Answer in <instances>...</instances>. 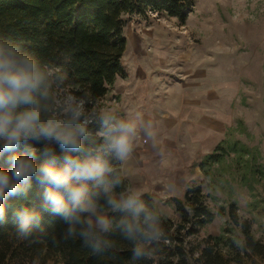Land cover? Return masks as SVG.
Listing matches in <instances>:
<instances>
[{"label": "trees", "instance_id": "1", "mask_svg": "<svg viewBox=\"0 0 264 264\" xmlns=\"http://www.w3.org/2000/svg\"><path fill=\"white\" fill-rule=\"evenodd\" d=\"M192 5L193 0H0V47L38 58L52 114L70 119L63 98L69 95L80 106L81 122L89 130L85 145L96 148L103 144L100 121L109 117L100 111L101 99L117 76L126 73L123 55L128 17L154 12L176 16L184 23ZM219 155L211 151L206 159L213 163ZM108 158L110 164H119ZM205 165L204 160L200 164L203 171ZM115 172L122 181L117 190L122 191L126 184L120 168ZM205 172L212 175L211 170ZM42 192L43 187L33 182L26 201L19 197L7 201L6 222L0 225V264H264V239L254 236L249 220L241 223L243 236L233 235L234 222H238L234 204L230 205L231 224L219 234L201 235L203 227L226 211L225 206L218 211L210 206L200 183L188 185L182 197H171L177 218L163 213L152 194H139L149 213L147 223L141 220V228L147 231L151 224L158 235L139 242L147 255L135 261L132 243L118 230L107 237L111 246L100 252L84 245L78 236H67L68 225L44 210ZM21 203L41 216L26 238L18 235L19 221L13 216ZM111 215L116 221L120 218Z\"/></svg>", "mask_w": 264, "mask_h": 264}, {"label": "rangeland", "instance_id": "2", "mask_svg": "<svg viewBox=\"0 0 264 264\" xmlns=\"http://www.w3.org/2000/svg\"><path fill=\"white\" fill-rule=\"evenodd\" d=\"M125 34L126 73L117 76L109 88L110 96L107 99L106 95L101 113L124 120L125 115L117 116L112 109L120 112L117 107L124 94L133 97L137 92L154 88L156 84L145 79L152 76V72L160 79L156 90L163 88V95L185 92L191 94L192 99L207 102L209 114L226 113L224 119L228 124L221 140L208 147V151L220 154L219 159L212 163L207 160L208 152L203 153L198 168L195 167L198 174L193 169L197 161L190 165L199 147L188 144L193 136L185 130L169 133L180 146V158L186 165L187 185H177L174 195L182 197L188 185L200 183L207 202L215 211L225 206L226 213L217 214L200 230L201 235L219 234L231 224L230 205L234 204L238 222H234L233 235L241 234V223L249 220L254 236L264 239V172L261 171L264 169V0H193L184 23L176 16L154 12L146 17L134 15L127 19ZM154 49L156 52H152ZM137 76L141 82L135 85ZM119 88L134 92L120 94ZM63 98L67 102L72 100L67 94ZM146 130V126L140 131L136 127V138L147 142L142 135H149ZM202 150L198 148L199 152ZM162 156L159 153L158 160ZM175 159L179 160V156L167 158L169 164ZM204 160L203 171L200 164ZM115 162L119 164L111 166L115 171L120 168L122 175L121 162ZM152 167L154 170L158 167L157 160L152 162ZM206 170H211L212 175ZM169 173L175 175L177 171L169 169ZM123 180L124 190L128 189ZM153 192L160 210L177 218L170 194H164L163 189Z\"/></svg>", "mask_w": 264, "mask_h": 264}, {"label": "clouds", "instance_id": "3", "mask_svg": "<svg viewBox=\"0 0 264 264\" xmlns=\"http://www.w3.org/2000/svg\"><path fill=\"white\" fill-rule=\"evenodd\" d=\"M50 101L38 58L0 47V225L6 222L9 198L26 201L35 182L43 187L44 210L68 225L67 236H78L100 252L111 246L107 237L118 230L133 245V261L146 257L139 242L154 240L158 232L151 224L147 231L141 228V220H149L148 210L138 192L117 191L122 181L107 159L130 158L135 124L104 117L103 144L93 148L84 143L89 130L75 100L64 105L68 120L52 114ZM111 214H119V220ZM13 216L24 238L31 235L33 222H41L26 203L16 207Z\"/></svg>", "mask_w": 264, "mask_h": 264}, {"label": "crops", "instance_id": "4", "mask_svg": "<svg viewBox=\"0 0 264 264\" xmlns=\"http://www.w3.org/2000/svg\"><path fill=\"white\" fill-rule=\"evenodd\" d=\"M143 52L147 53L145 50ZM152 52H156V50L154 49ZM145 79L156 84L155 87H149L145 92H137L133 96L134 98L127 93L124 94L120 105L117 107L120 112L118 113L115 109H112L117 116L118 114L125 115L124 120L134 123L138 131L143 130V127L146 126V131L150 134H142L147 138V142H142V140L135 137L134 150L130 158L120 164L121 176L126 180L127 188L139 194L148 192L154 195V189H163L164 194H170L171 197L177 196L174 195L176 186L187 185L184 175V167L186 165L184 163L185 160H181L180 158V146L175 142L174 137H170L169 133L180 130L188 131L189 135L193 136V141L188 140V144L191 142L192 144L199 145L198 148L201 147L205 151L199 152L197 148L196 155L191 157L193 161H190V165L197 161L193 169L198 174L196 168H198L200 156L203 153H209L208 147L219 143L221 140L225 125L228 124L224 119V114L226 113L223 115L215 114V116L209 114L207 102L206 104L203 103V100L200 98L192 99L191 94L186 95L187 93L185 92L163 95V88L161 91L156 90L157 86L160 85V79L156 75H153V72L152 76L145 77ZM173 79L176 81L175 78ZM140 80L141 78L137 76L133 84H140ZM123 91H125L124 88H119L118 90L120 94ZM129 91L134 92L131 89H126L125 92ZM106 95L108 99L110 92H106L101 99L103 105ZM162 96L166 97L162 98ZM158 114L164 115L159 117ZM159 153L163 154L160 160H158ZM169 155L172 157L179 156V160H171V164H169L167 160ZM156 160L158 167L154 170L152 162ZM161 167L165 168V170H160ZM169 169H175L177 174L173 175L169 173Z\"/></svg>", "mask_w": 264, "mask_h": 264}]
</instances>
